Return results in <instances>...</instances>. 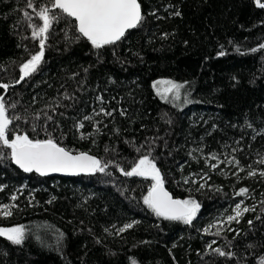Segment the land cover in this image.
<instances>
[{
	"label": "trees",
	"instance_id": "trees-1",
	"mask_svg": "<svg viewBox=\"0 0 264 264\" xmlns=\"http://www.w3.org/2000/svg\"><path fill=\"white\" fill-rule=\"evenodd\" d=\"M27 3L0 0V84L11 85L0 95L20 117L9 138L50 135L111 163L105 173L45 178L17 169L0 146V206L16 205L0 227H25L21 245L0 237V264H264V9L254 0H140L141 25L100 49L54 10L61 18L40 65L16 83L40 50ZM32 3L38 11L52 0ZM162 79L184 84L190 102L161 99L153 85ZM148 154L175 198L200 204L191 224L157 217L143 203L152 181L117 168ZM237 204L254 211L227 223Z\"/></svg>",
	"mask_w": 264,
	"mask_h": 264
},
{
	"label": "snow or ice",
	"instance_id": "snow-or-ice-1",
	"mask_svg": "<svg viewBox=\"0 0 264 264\" xmlns=\"http://www.w3.org/2000/svg\"><path fill=\"white\" fill-rule=\"evenodd\" d=\"M257 8L264 9L262 0H254ZM28 8H32L35 16L42 22V25L32 27V38L39 40V52L32 55L31 58L24 63L21 68V76L16 83H20L26 77L36 72L44 57L45 43L48 39L49 30L54 22H58L61 18L56 15L54 10H58L64 16L72 18L75 21V27L81 37L86 38L91 45L100 49L106 45L115 44L121 40L125 34L139 27L145 17L142 12L140 0H52L51 7H42L38 11L33 7L32 0H28ZM180 15L179 12L175 13ZM24 18L28 21L32 20V16L25 11ZM264 48V44L260 46ZM239 51V50H238ZM253 52L257 49H253ZM226 53L220 51L218 55L224 56ZM163 84L165 87L160 90L159 86ZM11 87L9 84H0V89L5 92ZM153 87L158 89L157 94L163 99L168 100V94H172V99L179 101L181 99V89L184 84L173 81H157ZM101 99L102 98H98ZM185 97V103H188ZM15 107V105H12ZM104 115H112L111 112H106L103 108L100 110ZM8 109L5 105L4 97L0 95V146L10 149V158L24 172H36L41 176H46L49 173H65L69 175H77L80 173H105L111 162H103L102 160L88 154L87 152L73 153V151L62 147L50 135L47 139H33L25 134H14L13 138H9L10 125L13 120L20 119L19 116L9 117ZM99 115V113H97ZM123 115V112L121 113ZM39 119V117H37ZM51 120V117H47ZM85 119H91L85 117ZM84 124L81 122L78 125V130L82 129ZM35 130V127L34 129ZM81 138H84L81 136ZM107 150V149H106ZM139 151V149H137ZM210 159H217L216 156ZM223 163V161H220ZM229 163L239 164L238 161H229ZM264 163V159L260 161ZM218 164H213L215 168ZM118 170L126 177H142L152 181L148 188L147 195L143 197V203L150 208L157 217H161L168 221H182L184 224H191L196 218L197 212L200 209V204L194 199H174L173 196L165 189V180L157 167L154 158H150V154L142 155L138 161L130 168L125 170L117 165ZM243 170V169H241ZM255 171L249 172L250 176H255ZM264 176V171L259 173ZM188 181L185 180V183ZM203 187V185H201ZM0 191H3V186H0ZM247 188H242L237 195H246ZM18 197L13 195L11 199L15 201ZM51 202V201H49ZM16 205L0 206V215L9 217L12 215V208ZM254 211L237 204L234 216H228L227 222L236 220L244 213ZM252 222L249 221V224ZM132 224H127L119 229L123 232L132 228ZM212 227V226H210ZM209 229H205L208 232ZM219 235V232L215 233ZM0 237L6 238L12 244L21 245L25 239V227L23 225L9 228L0 227ZM211 247V245H209ZM220 255H225L219 248L215 249ZM133 264H136L133 261Z\"/></svg>",
	"mask_w": 264,
	"mask_h": 264
},
{
	"label": "rangeland",
	"instance_id": "rangeland-1",
	"mask_svg": "<svg viewBox=\"0 0 264 264\" xmlns=\"http://www.w3.org/2000/svg\"><path fill=\"white\" fill-rule=\"evenodd\" d=\"M33 23H34V25H36V26H40V25H42V22L37 18V17H35L34 19H33ZM160 81H169L168 79H162V80H160ZM165 87V85H163V84H161L160 85V90H162L163 88ZM157 91H158V89L155 87V92H156V94H157ZM158 95V94H157ZM186 92H185V90L184 89H181V99L179 100V101H176V100H173L172 99V94L171 93H169L168 94V96H169V98H168V100H170L172 103H174V104H176V105H178V106H182V105H184V103H185V97H186ZM161 99H163L160 95H158ZM163 100H165V99H163ZM236 207V206H235ZM228 223V222H227ZM226 223V221H221V222H218V223H216V225H215V229L216 230H222V229H224L227 225Z\"/></svg>",
	"mask_w": 264,
	"mask_h": 264
},
{
	"label": "water",
	"instance_id": "water-1",
	"mask_svg": "<svg viewBox=\"0 0 264 264\" xmlns=\"http://www.w3.org/2000/svg\"><path fill=\"white\" fill-rule=\"evenodd\" d=\"M132 30V29H131ZM131 30H129V31H131ZM128 31V32H129ZM88 154H90L89 152H87ZM75 154V153H74ZM90 155H92V154H90ZM93 156V155H92ZM13 165L17 168V169H19L20 171H22V172H24L22 169H20L16 164H14L13 163ZM26 173H28V172H26ZM31 173H34V174H36V175H38V176H41L40 174H38V173H36V172H31ZM88 173H80V174H77V175H69V174H65V173H49L48 175H46V176H41V177H45V178H75V177H79V176H85V175H87ZM165 187V186H164ZM165 189L168 191V189L165 187ZM169 192V191H168ZM172 196H173V194L171 193V192H169ZM173 198L174 199H178V198H175L174 196H173Z\"/></svg>",
	"mask_w": 264,
	"mask_h": 264
}]
</instances>
